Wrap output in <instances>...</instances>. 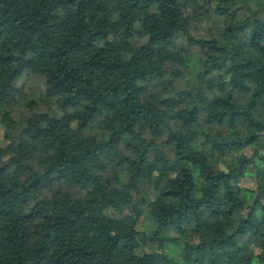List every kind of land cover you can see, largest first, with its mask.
Wrapping results in <instances>:
<instances>
[{
    "label": "trees",
    "instance_id": "16d2710c",
    "mask_svg": "<svg viewBox=\"0 0 264 264\" xmlns=\"http://www.w3.org/2000/svg\"><path fill=\"white\" fill-rule=\"evenodd\" d=\"M0 130V264H264V0H0Z\"/></svg>",
    "mask_w": 264,
    "mask_h": 264
},
{
    "label": "rangeland",
    "instance_id": "374dc122",
    "mask_svg": "<svg viewBox=\"0 0 264 264\" xmlns=\"http://www.w3.org/2000/svg\"><path fill=\"white\" fill-rule=\"evenodd\" d=\"M66 13L67 11L65 8L56 9L51 16L50 21L52 23L59 22L63 19ZM41 86H42V83H41L40 78L36 76H32V75L22 76L17 82L18 95H16V98H17L16 100H20L19 103L20 102L22 103L26 99H37V96L39 94L38 89ZM0 137L1 138L7 137L6 132L3 130H0ZM246 151L249 152L250 150L247 149ZM154 163L155 165H157V162H154ZM241 185L242 186L244 185L250 188L255 187V184L253 181L245 182L242 180ZM100 187L98 188L96 187L95 189H92L93 194H88V195L80 194V195L75 196L73 199V205L77 208H83L85 210H89L97 215L106 212L108 210L106 201H105L106 199L102 197L101 193H106L108 191V188L107 187L100 188ZM150 188H151V185L148 182L142 185V187L140 188L141 189L140 193L138 194L135 192H130L129 194L121 193L116 197V199H118L120 203L126 205V207H128L130 210L136 213V210H135L136 207H140L141 209L142 208L145 209V207H147L148 200L151 199L152 197ZM147 224H148L147 222H144L143 223L144 227H147ZM138 236H139V239H141L142 234L139 233ZM134 250H137V248ZM252 264H260V263L253 261Z\"/></svg>",
    "mask_w": 264,
    "mask_h": 264
}]
</instances>
